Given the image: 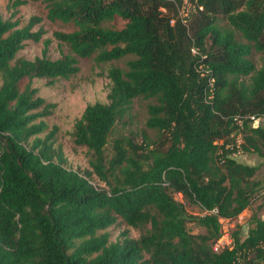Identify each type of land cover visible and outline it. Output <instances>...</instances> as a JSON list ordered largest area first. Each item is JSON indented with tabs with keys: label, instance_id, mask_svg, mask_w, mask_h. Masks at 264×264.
<instances>
[{
	"label": "trees",
	"instance_id": "16d2710c",
	"mask_svg": "<svg viewBox=\"0 0 264 264\" xmlns=\"http://www.w3.org/2000/svg\"><path fill=\"white\" fill-rule=\"evenodd\" d=\"M33 1L47 5L49 21L74 26L54 33L72 54L50 59L46 40L42 57L18 58L26 42L43 39L34 30L43 19L20 27L0 11V264H264L261 217L252 218L246 237L236 224L232 249L213 250L220 220L237 219L261 192L258 167L232 155L264 157V125L245 120L243 144L231 148L228 140L238 130L235 117L264 115V64L256 69L250 59L253 50L264 52V0H197L192 35L178 14L183 0ZM24 4L10 0L12 19ZM115 18L125 26H105ZM128 56L126 71H108V103L88 105L75 124L90 169L68 168L54 146L58 128L47 132L44 120L55 105L21 83L68 79L80 71L78 58L106 64ZM139 97L156 101L146 126L163 143L153 146L145 133L140 144L116 139L108 158L113 129ZM176 194L203 214H189ZM119 218L141 236L124 232L113 243L99 235ZM189 223L205 233L193 234Z\"/></svg>",
	"mask_w": 264,
	"mask_h": 264
},
{
	"label": "rangeland",
	"instance_id": "374dc122",
	"mask_svg": "<svg viewBox=\"0 0 264 264\" xmlns=\"http://www.w3.org/2000/svg\"><path fill=\"white\" fill-rule=\"evenodd\" d=\"M23 1L25 4L17 9L18 15L12 19V14L15 10L10 9V0H0V11L3 17L6 20H19L21 24L20 27L26 26L32 17H41L43 21L35 26L34 30L37 31L42 29L45 34L43 39L38 43L32 41L26 42L24 49L19 52L18 58L34 60L37 57H42L46 40L51 42L47 52V56L50 59L56 60L63 54H72L69 46L58 41L54 37V33L57 31H73L75 29L74 26L72 24H64L59 21H49L46 18L47 5L43 2L33 0ZM189 16L187 25L190 27L189 33L192 35L193 30L191 24L199 18V13L197 11H192L189 13ZM125 24L126 21L123 19L115 18L114 20L105 23V26L121 29L125 26ZM218 25L222 29L233 30L238 42L248 43L239 31L231 28L228 22L219 21ZM132 59H134L133 56H128L119 61L98 64L94 59L78 58L80 71L68 79L50 80L45 78H35L31 81L29 79H25L21 83L20 87L22 90L30 84L31 88L37 89V96L44 98L47 103L55 105L52 115L44 118V120L48 125L47 132L54 127L58 128L54 146L55 148L62 150L66 159V166L68 168L80 171L81 173L90 169L89 161L91 160L92 155L86 147L76 144L75 124L77 120L81 118L88 105L95 103H108V95L112 86L111 81L107 77L109 69L112 67H119L126 71L128 69L127 62ZM250 59L256 66V69H260L264 64V52H257L253 50ZM1 85L2 77L0 76V86ZM155 103L156 101L154 99L148 100L143 97L136 98L133 101L125 117L119 120L110 135L109 143L105 151L108 158L113 156L112 147L116 139L126 137L132 139L135 143L140 144L143 140L142 135L145 133L153 142V146L159 147L161 143H163V140L160 139V133L157 130L149 129L146 126L149 118L148 107L149 105ZM243 141L244 134H235L228 140L229 147H240V145L243 144ZM220 143L222 144V141H220ZM232 156L239 163L258 167L254 180L256 182H260L262 185L255 194L263 191L264 157H260L255 153L243 152L241 149H239V151L234 153ZM92 181L96 186L106 187V185L96 179ZM175 198L185 204L189 214H203L198 206L187 202L181 194H176ZM254 216L264 219V198H257L254 200L251 206L243 213V219L241 221L243 226V237L247 236L251 226V220ZM189 229L193 234L205 233V230L198 227L195 223H189ZM124 232H129V235L132 238L138 239L143 233V230L129 227L122 221L121 218H119L115 225L105 231H100L99 235L107 233L109 234V241L115 243L122 239V234Z\"/></svg>",
	"mask_w": 264,
	"mask_h": 264
},
{
	"label": "built area",
	"instance_id": "2783aa9c",
	"mask_svg": "<svg viewBox=\"0 0 264 264\" xmlns=\"http://www.w3.org/2000/svg\"><path fill=\"white\" fill-rule=\"evenodd\" d=\"M196 8H197V0H183V3L179 8L178 14L184 24H187V18L190 17L189 13H191L192 11H196ZM199 9L203 10V7L200 6ZM172 23H174V21H172ZM192 53L194 55H198L199 54L198 48L193 46ZM245 120H249L251 125L255 128L264 125V115H260V116L252 115L246 117L237 116L234 118V121L238 126L237 133L235 134L243 135L242 130ZM90 182L94 186H96L92 180H90ZM257 198H264V189L254 198V200H256ZM243 213H241L238 216V218L235 220L224 219V218L220 220L222 224V229L219 239L213 245V250L215 252H221L225 249H232L234 247L233 229L235 228L237 223L242 224L241 221L243 219Z\"/></svg>",
	"mask_w": 264,
	"mask_h": 264
}]
</instances>
